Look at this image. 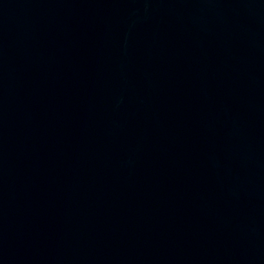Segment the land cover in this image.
<instances>
[{
    "label": "water",
    "instance_id": "water-1",
    "mask_svg": "<svg viewBox=\"0 0 264 264\" xmlns=\"http://www.w3.org/2000/svg\"><path fill=\"white\" fill-rule=\"evenodd\" d=\"M0 264H264V0H0Z\"/></svg>",
    "mask_w": 264,
    "mask_h": 264
}]
</instances>
